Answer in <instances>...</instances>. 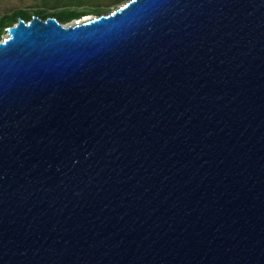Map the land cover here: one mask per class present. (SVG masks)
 <instances>
[{
	"label": "water",
	"instance_id": "1",
	"mask_svg": "<svg viewBox=\"0 0 264 264\" xmlns=\"http://www.w3.org/2000/svg\"><path fill=\"white\" fill-rule=\"evenodd\" d=\"M79 22L0 40V264H264V0Z\"/></svg>",
	"mask_w": 264,
	"mask_h": 264
},
{
	"label": "trees",
	"instance_id": "2",
	"mask_svg": "<svg viewBox=\"0 0 264 264\" xmlns=\"http://www.w3.org/2000/svg\"><path fill=\"white\" fill-rule=\"evenodd\" d=\"M115 1L117 0H39L41 9L34 12L16 10L0 16V39L4 29L15 24L17 19L27 22L33 16L42 20L53 17L60 24L65 25L84 16L100 15L106 7ZM49 10H53V12H49Z\"/></svg>",
	"mask_w": 264,
	"mask_h": 264
},
{
	"label": "rangeland",
	"instance_id": "3",
	"mask_svg": "<svg viewBox=\"0 0 264 264\" xmlns=\"http://www.w3.org/2000/svg\"><path fill=\"white\" fill-rule=\"evenodd\" d=\"M128 0H117L115 3L110 4L109 7L105 8V11L101 13L100 15H106L109 14L110 12L116 10L118 7L122 6L125 4ZM38 9H41V5L39 0H0V16L5 15V14H10L16 10H23L26 12H34ZM49 12H53V10H49ZM100 15H88L81 17L78 20L71 21L66 25L73 24L75 22L83 21L85 19H91L93 17H97ZM6 32L5 29L3 31V34L1 38L6 37ZM1 40V39H0Z\"/></svg>",
	"mask_w": 264,
	"mask_h": 264
},
{
	"label": "bare ground",
	"instance_id": "4",
	"mask_svg": "<svg viewBox=\"0 0 264 264\" xmlns=\"http://www.w3.org/2000/svg\"><path fill=\"white\" fill-rule=\"evenodd\" d=\"M86 20H88V19H85V20H83V21H86ZM80 23V22H79Z\"/></svg>",
	"mask_w": 264,
	"mask_h": 264
}]
</instances>
